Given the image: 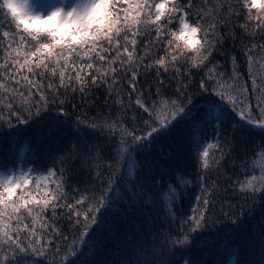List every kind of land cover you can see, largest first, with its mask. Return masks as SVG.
<instances>
[{
  "label": "snow or ice",
  "instance_id": "1",
  "mask_svg": "<svg viewBox=\"0 0 264 264\" xmlns=\"http://www.w3.org/2000/svg\"><path fill=\"white\" fill-rule=\"evenodd\" d=\"M209 2L204 0V10L193 13L195 0H0V136L8 134L15 142L25 128L36 129L34 145L31 138L25 139L19 158L11 151L0 157V264H22L25 257L44 256L50 250L59 264H85V249L91 255L102 250L97 229L112 231L111 225H106L105 214L112 212L115 204L143 213L142 232L136 241H123V246L147 251L149 244H157L162 232L154 223L152 212H144V206L152 205L156 210L158 196L153 186L163 188L161 180L167 172L161 171L157 179L153 162L138 163V154L150 152L162 136L191 121L190 142L199 153L202 168L208 169L209 149H221L220 154L224 155L219 133L233 114L238 117L233 131L246 124L264 132V85L256 84L251 71L253 48L248 47L245 56L252 94L259 90L255 111L248 103V87L241 83L243 75L238 69L229 76L219 71L213 75L209 70L199 83V90L213 97L205 109H194L186 84L178 89L175 98L162 94L159 87L155 95L140 91L134 105L117 100L125 108V118L77 120L71 129L70 146L63 152L58 148L48 151L50 144L67 136V122L60 119L67 115L62 107L65 101L59 99L58 88L84 93L87 78L92 85H107L109 80L115 85L113 74L118 69L114 65L119 63L120 70L131 72L129 88L136 93L141 70H155L158 76L161 70L167 73L170 68L179 73L178 65L186 63L189 75L191 69L200 71L210 62L221 39L216 36L218 27H226L232 16L246 15V22L240 25L246 32L249 24L255 23L252 35L264 29V0L220 3L210 11ZM221 12L225 13L224 18L220 17ZM153 32L154 37L144 45V54L137 56L138 38ZM257 47L264 51V44ZM156 49L163 54L153 60ZM47 76L59 77L56 92L51 83H43ZM159 84L163 86L162 81ZM46 93H52L51 100ZM51 104L58 105L54 119L49 115L54 111ZM129 111L131 116H127ZM210 126L216 141L202 144ZM101 137H105L103 142ZM49 154L52 164H42L46 170L37 173V163L46 162ZM99 159L106 163L103 172L96 171V183L85 189L86 194L75 204H65V187L71 179L68 174L76 161L91 168L92 162ZM255 171L246 161L241 162L244 179L233 182L238 185L241 202L228 204L229 211L223 212V219L231 224L228 234L240 233L244 228L246 216L251 213V209L245 212L247 201L257 196L264 198V167L259 175L249 174ZM187 183L180 180L181 185ZM209 196L210 191H205L203 210L184 220L174 237L172 225L168 224L164 242L157 245L159 252L152 251L131 264H177V255L191 246V234L203 232L209 224L221 220L220 215H209ZM179 198L170 181L163 194L164 221L175 218L174 201ZM59 207L70 210L71 240L45 216L49 209L55 215ZM48 232L59 238L54 249L53 239L46 238ZM261 240L264 250V236ZM165 256L167 260L162 259Z\"/></svg>",
  "mask_w": 264,
  "mask_h": 264
},
{
  "label": "trees",
  "instance_id": "2",
  "mask_svg": "<svg viewBox=\"0 0 264 264\" xmlns=\"http://www.w3.org/2000/svg\"><path fill=\"white\" fill-rule=\"evenodd\" d=\"M225 2L235 5V0H210L207 9L210 11L213 6L218 7L220 3ZM203 4L204 0H195L192 12L203 11ZM226 11L227 9H225ZM224 15V12L220 13L221 18H224ZM245 22L246 15L232 16L226 27H218L216 36L221 39L210 58V62L200 71L191 69L189 75V66L186 63L178 65L179 73L171 68L167 73H163L161 70L159 76L155 70L139 71L136 93H133L129 88L131 72L120 70L119 63L114 65L118 69V72L113 74L117 81L115 85L112 84L111 80L107 85H92L90 78H87L89 83L84 93L73 92L70 88L67 90L58 88L59 77L47 76L43 83L45 85L51 83L53 92H56L58 88L59 99L65 101L62 107L67 112L66 116L60 118L67 122V136L61 137L57 143L50 144L49 153L53 148H58L60 152H63L67 146H70L71 129L77 120L103 122L110 118H125V108L118 104L117 100H122L124 105L129 102L134 105L136 96L140 91L155 95L159 87L162 94L175 98L178 89L186 84L187 95L191 97L194 109H205L207 101L213 97L202 93L199 90V83L209 70L213 72V75L219 71L229 76L233 69H238L243 75L241 83H246L248 87V103L253 105L255 111L254 106L259 100V90H257L256 95L252 94L253 85L249 79V66L245 52L248 47L253 48L251 71L256 77V84L264 85V79H262L264 77V51L257 47L264 44V29L258 30L255 35H252L255 23H250L246 32L240 27ZM2 31L3 29H0V32ZM154 35L153 32L151 36L146 35L138 38L137 56L144 54V45ZM154 51L156 55L151 57L153 60L158 55L163 54L160 49ZM159 81L163 82L162 87H160ZM46 94L51 100L52 93ZM50 107L54 111L50 112L49 115L54 119L58 105L51 104ZM131 114L130 111L127 112V116H131ZM200 114L202 115V112ZM237 120L238 117L233 114V119L228 120L219 133L224 155L221 156V149L215 147L209 149L208 169L202 168L199 153L190 142L191 121L181 124L162 136L159 141L153 144L150 152L139 153L138 163L143 164L145 160H151L156 167L157 179H160L159 173L161 171L167 172L161 180L164 187L153 186V191L158 196V202L155 204L156 210L153 211L152 205L144 206V212H152L153 221L160 226L162 235L157 244L147 246V251L143 248H133L131 245L125 248L123 241H136L142 232L144 215L140 212L133 213L130 209L125 210L123 204H115L113 211L105 214L106 225H111L112 231L97 229L98 238L103 245L102 250H96L95 255H91L85 249L83 257L85 264H127V262L131 264L136 259L143 260L152 251L159 252L160 249L157 245L164 242L169 223L172 225L174 237L177 232L181 231L184 220L191 215L199 214L203 210L202 199L205 191H210L209 215H213V218L215 215H220L221 220L215 224H209L207 230L203 232L191 234V246L187 251L177 255L176 259L179 261L177 264H186V262L187 264H264V250L261 247V237L264 236V225L261 224V220H264V198L253 197L244 205L245 212L247 213L251 209V213L246 216L245 226L240 233L228 234L231 224L223 219V212L229 211L228 204L237 205L241 202L240 194L236 191L238 185L234 186L233 183L237 178L244 179L241 173V162L246 161L250 169H256L255 172H250V175H259L260 168L264 167V158H261V153L264 152V147H261L264 145V132L253 129L246 124L233 131ZM20 127L23 128L24 126ZM35 135L36 129L25 128L20 138L15 142L8 134L0 136V157L7 156L11 151L13 155L19 158L25 139L31 138L34 145ZM104 139L105 137H101V142ZM215 141L216 133L210 126L201 143H215ZM45 142L47 143V141ZM28 156L31 158V153ZM52 162L53 157L49 154L46 162L37 163V173H43L46 170V167L41 166L42 164L50 166ZM105 163V159H99L92 162V167L89 168L87 165L81 166L80 162L76 161L68 174L71 179L67 180L66 183L64 203L75 204L76 199L85 195V189H91L96 183L94 180L96 171L103 172ZM180 180L189 181V183L181 185ZM170 181L176 187L180 198L174 201L175 218L171 221H164L163 209L166 201L163 199V194L167 191V185ZM70 215V210L67 207L55 209V215L51 209L45 213L49 222L54 224L61 234L67 235L69 240L72 239L73 232ZM48 237L53 239L51 247L54 249L56 243L60 242L59 238L53 232H48L46 238ZM140 242L143 243L142 240ZM163 251L168 252V248H164ZM162 259L167 260V256L162 257ZM22 264H59V262L50 250L44 256L29 255L24 258Z\"/></svg>",
  "mask_w": 264,
  "mask_h": 264
},
{
  "label": "bare ground",
  "instance_id": "3",
  "mask_svg": "<svg viewBox=\"0 0 264 264\" xmlns=\"http://www.w3.org/2000/svg\"><path fill=\"white\" fill-rule=\"evenodd\" d=\"M54 2H58V0H54Z\"/></svg>",
  "mask_w": 264,
  "mask_h": 264
},
{
  "label": "rangeland",
  "instance_id": "4",
  "mask_svg": "<svg viewBox=\"0 0 264 264\" xmlns=\"http://www.w3.org/2000/svg\"><path fill=\"white\" fill-rule=\"evenodd\" d=\"M66 2H67V0H66ZM73 2H74V0H73ZM231 264V263H230Z\"/></svg>",
  "mask_w": 264,
  "mask_h": 264
}]
</instances>
